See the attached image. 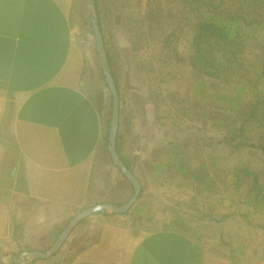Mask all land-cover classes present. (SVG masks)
<instances>
[{
    "label": "crops",
    "instance_id": "0c3cea01",
    "mask_svg": "<svg viewBox=\"0 0 264 264\" xmlns=\"http://www.w3.org/2000/svg\"><path fill=\"white\" fill-rule=\"evenodd\" d=\"M83 2L0 0V264H264L234 263L177 228L145 230L130 219L132 211L91 215L55 255L29 261V251L49 249L77 213L117 204L131 190L104 158L107 119L82 88L86 56L73 13ZM142 106L143 116L157 113L153 100ZM121 118L122 110V155L144 192L138 170L162 180L160 151L171 141L154 124L147 130L153 137L139 143L133 123L122 130Z\"/></svg>",
    "mask_w": 264,
    "mask_h": 264
},
{
    "label": "rangeland",
    "instance_id": "374dc122",
    "mask_svg": "<svg viewBox=\"0 0 264 264\" xmlns=\"http://www.w3.org/2000/svg\"><path fill=\"white\" fill-rule=\"evenodd\" d=\"M99 5L119 84L122 130L133 123V139L143 143L146 137H153L147 130L156 124L167 135L166 143L179 145L194 166H207L202 174L208 177L199 184L178 176L170 150H161L167 164L164 178L155 183L138 170L144 192L142 189L128 212L132 211L130 219L145 230L176 221L202 245L220 251L234 263L263 259V198H253L258 188L252 177L244 178L241 186L234 179L237 171L249 168L258 173L264 187V103L259 120L247 121L241 134L238 127L249 114L247 106L245 113H237L221 102L195 95L199 78L187 59L191 26L199 11L195 4L183 0H100ZM74 8V33L86 56L82 88L105 115L110 129L113 96L101 67L89 1ZM247 34L249 44L240 58L251 63L264 46V27L247 29ZM252 75L256 77V72ZM258 96L264 101L263 84L255 95L246 94V101H256ZM148 100H153L157 113L152 108L143 116L142 104ZM233 135H238L233 144L226 142ZM105 136L104 158L115 165L109 134ZM133 192L131 184L128 198L117 204H125Z\"/></svg>",
    "mask_w": 264,
    "mask_h": 264
},
{
    "label": "trees",
    "instance_id": "16d2710c",
    "mask_svg": "<svg viewBox=\"0 0 264 264\" xmlns=\"http://www.w3.org/2000/svg\"><path fill=\"white\" fill-rule=\"evenodd\" d=\"M99 1L95 0V4L99 15V25L103 32ZM183 1L195 4L199 10L192 22V38L187 58L193 73L199 78L194 93L198 97L221 102L237 113H245V106H247L249 114L244 123L238 127V131L242 134L247 121L259 120V111L264 103L260 96L256 98V101H246V94L255 95L259 86L261 84L264 86V46L260 47L261 54L255 62L245 63L240 58L249 44L247 29L264 27V0ZM103 35L109 67L112 70L114 58L104 32ZM170 36L168 35L166 41L170 40ZM254 72L256 77L252 75ZM112 73L119 88L117 76L113 70ZM107 134H109V128ZM237 137L238 135H233L226 142L233 144ZM117 149L124 163L134 171L131 162L122 155L119 136ZM166 149H169L173 156L172 167L178 176H187L186 178L198 181L199 184L207 179L208 174H202L207 166H194L189 154L183 153L179 145L170 142ZM235 176L234 183L237 186L243 184L244 178L252 177L253 185L258 188L253 198L262 197L264 201L262 194L264 187L259 181L258 173L249 168H243L237 171ZM166 226L184 231L183 226L176 221ZM15 262L19 263L20 260L16 258L12 264Z\"/></svg>",
    "mask_w": 264,
    "mask_h": 264
},
{
    "label": "water",
    "instance_id": "95a60500",
    "mask_svg": "<svg viewBox=\"0 0 264 264\" xmlns=\"http://www.w3.org/2000/svg\"><path fill=\"white\" fill-rule=\"evenodd\" d=\"M88 1L90 4L91 21L95 34L101 67L105 75L106 82L113 96V111H112V119L109 129V152L115 165L123 173V175L127 179H129V181L132 183L134 192L133 195L130 197V199L123 205H118L110 202H103L86 207L85 209L77 213L69 221V223L63 229V231L60 233L55 243L49 249L45 251L34 250L29 252L28 253L29 261L35 259H48L53 255H55L61 249L63 244L66 242L67 238L69 237L73 229L84 219L88 218L91 215H94L96 213H101L104 211H109L115 214H125L129 212L130 209L133 207V205L139 199L142 192V185L139 178L134 173V171L131 170L124 163L117 149V140H118L119 126H120V111H121L120 92H119V88L117 87L116 79L112 73L111 68L109 67L108 54L105 46L104 35L101 30V26L99 25V15L96 8L95 0H88Z\"/></svg>",
    "mask_w": 264,
    "mask_h": 264
}]
</instances>
